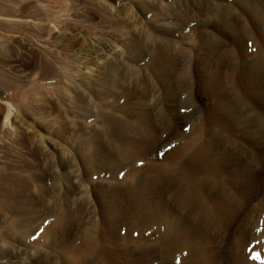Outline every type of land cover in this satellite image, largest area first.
Instances as JSON below:
<instances>
[{
    "label": "rangeland",
    "instance_id": "rangeland-1",
    "mask_svg": "<svg viewBox=\"0 0 264 264\" xmlns=\"http://www.w3.org/2000/svg\"><path fill=\"white\" fill-rule=\"evenodd\" d=\"M0 10V264H264V0Z\"/></svg>",
    "mask_w": 264,
    "mask_h": 264
},
{
    "label": "bare ground",
    "instance_id": "bare-ground-1",
    "mask_svg": "<svg viewBox=\"0 0 264 264\" xmlns=\"http://www.w3.org/2000/svg\"><path fill=\"white\" fill-rule=\"evenodd\" d=\"M24 2H25V1H24ZM1 8H2V7H1ZM0 11H1V10H0ZM1 12H2V11H1ZM3 14H5V13H1V14H0V15H2V16H0V19H2V18L5 19V18H7V19H9V21L12 20V22H13V21L22 20V18H19L18 15H17L18 17H17V16H12L13 14H12L11 16H10V15H8V16L6 15L5 17H3ZM9 21H8V22H9ZM14 23H15V22H14ZM9 24L12 25V23H9ZM5 118H8V114L6 115ZM198 133H199V132H198ZM198 133H197V134H198ZM252 135H253V134H252ZM193 138H194V137H193ZM195 139L197 140V138H195ZM188 141H189V140H188ZM193 141H195V140H193ZM201 148H202V147H201ZM203 149H204V148H203ZM193 150H194V149H193ZM191 153H192V152H191ZM199 153H200V152H199ZM202 154H203V153H202ZM190 162H191V161H190ZM159 167H160V166H159ZM186 167H187V166H186ZM205 168H206V167H205ZM210 168H211V167H210ZM184 169H186V168H184ZM188 169H189V168H187L186 171H188ZM210 170H211V169H210ZM204 171H205V170H204ZM188 172H189V171H188ZM190 172H191V171H190ZM186 174H189V175L191 176L192 173H187V172H186ZM189 175H188V176H189ZM190 178H191V177H190ZM189 181L192 183L193 187H196V186H195V181H194L193 178H191V180H189ZM190 182H189V183H190ZM197 187H198V186H197ZM193 189H195V190H193V191L196 193V192H197L196 188H193ZM201 191H202V190H201ZM198 194H199V193H198ZM191 196H193L192 193H191ZM194 196H196V195L194 194ZM207 196H208V195H207ZM197 197H198V196H197ZM201 197H202V196H201ZM201 197H200V198H201ZM204 198H205V197H204ZM204 198H203V199H204ZM205 199H206V198H205ZM205 199H204V200L201 199L202 201H200V203L203 202V204L206 205V202H205L206 200H205ZM196 200H197V199H196ZM201 204H202V203H201ZM203 204H202V205H203ZM207 204L209 205V202H208ZM206 206H207V205H206ZM212 207H213V206H212ZM205 208L207 209V207H205ZM206 209H205V210H206ZM206 211H207V210H206ZM206 211H205V214H206ZM201 213H202V211H201ZM203 213H204V212H203ZM205 214H204V215H205ZM207 214H208V212H207ZM207 214H206V215H207ZM206 215H205V216H206ZM200 218H201V217H200ZM209 218H210V217H209Z\"/></svg>",
    "mask_w": 264,
    "mask_h": 264
}]
</instances>
